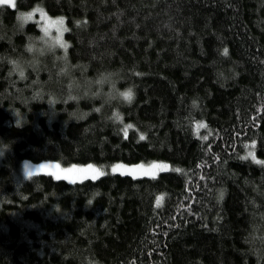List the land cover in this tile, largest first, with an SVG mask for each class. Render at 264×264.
I'll list each match as a JSON object with an SVG mask.
<instances>
[{
    "label": "trees",
    "instance_id": "obj_1",
    "mask_svg": "<svg viewBox=\"0 0 264 264\" xmlns=\"http://www.w3.org/2000/svg\"><path fill=\"white\" fill-rule=\"evenodd\" d=\"M0 152V264H264V0L0 5Z\"/></svg>",
    "mask_w": 264,
    "mask_h": 264
},
{
    "label": "rangeland",
    "instance_id": "obj_2",
    "mask_svg": "<svg viewBox=\"0 0 264 264\" xmlns=\"http://www.w3.org/2000/svg\"><path fill=\"white\" fill-rule=\"evenodd\" d=\"M16 2H17V0H14V6H12V5H9V6L15 7ZM41 13H43L49 21H54V20L58 19V18H51L41 8H35L30 12L23 13V14H21L20 17H22L23 15L32 14V18L30 20L33 19V20H37L40 22L43 35H42V38H40L41 44H39V45L42 46V50H41L42 53L47 52V53H51L53 55H58V51H59V53H61V51L65 52V50L67 48L65 49V48L61 47L56 42V37H57V35H59V33H57L55 27L50 28L49 34L45 35V32L43 31V27L45 25V20L42 19ZM30 20H26V21H30ZM21 21H23V19H21ZM64 28H66L65 21H64ZM64 32L62 35V40L65 44H68L64 38ZM1 155L2 154L0 152V159H1ZM20 171L24 177H29V176H32L35 174H50L53 177H55L56 179L67 178V179L73 180V179L85 177V176H88L91 174L100 173L103 170L99 167H96V166L95 167H86V168L79 167V166L62 167V166L56 165L52 162L33 163V162L26 161L21 166ZM29 173H31V175H29Z\"/></svg>",
    "mask_w": 264,
    "mask_h": 264
},
{
    "label": "snow or ice",
    "instance_id": "obj_3",
    "mask_svg": "<svg viewBox=\"0 0 264 264\" xmlns=\"http://www.w3.org/2000/svg\"><path fill=\"white\" fill-rule=\"evenodd\" d=\"M0 5H12V6H14V0H0ZM41 17H42V19L45 20V25H44V27H43V31L45 32V35H48V34H49V29H50V28L55 27L57 33H59V35H57V37H56V42H57L61 47H63V48L66 49V48L68 47V45L65 44V43L63 42V40H62L63 32H64V31H67V29L64 28V20H63V18H58V19H56V20H54V21H49V20L47 19V17H46L43 13H41ZM31 18H32V14L23 15V16L21 17V19H23V20H30ZM224 52H225V55H226V54H227V49H225ZM21 75H23V73H21ZM125 98H126V99H130V96H129L128 94H125ZM199 126H200V127H205V125H199ZM128 127H131V125H129ZM124 131H125V136H126V135H127V129H125ZM143 138H144V137L141 136V139H143ZM205 138H206V137H205ZM251 147L254 148L255 145L253 144ZM248 155L251 156L253 160H255V156H254V153H253L252 151H250ZM246 158H247V157H245V159H246ZM256 162H257V163H264V162H261V161H256ZM152 167H156V166L154 165V166H152ZM100 174H103V173H100ZM29 175H31V173H29ZM161 199H162V198H158V199H157V204H158V205H159Z\"/></svg>",
    "mask_w": 264,
    "mask_h": 264
},
{
    "label": "clouds",
    "instance_id": "obj_4",
    "mask_svg": "<svg viewBox=\"0 0 264 264\" xmlns=\"http://www.w3.org/2000/svg\"><path fill=\"white\" fill-rule=\"evenodd\" d=\"M29 51H32V49H29ZM112 87L115 89V85H112ZM125 94H128L130 96V99H126ZM113 98L119 99L121 102L131 103L135 98V91L133 88L128 87L122 91L115 92Z\"/></svg>",
    "mask_w": 264,
    "mask_h": 264
}]
</instances>
